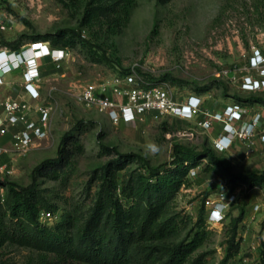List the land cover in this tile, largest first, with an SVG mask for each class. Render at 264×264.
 <instances>
[{
  "label": "rangeland",
  "instance_id": "obj_1",
  "mask_svg": "<svg viewBox=\"0 0 264 264\" xmlns=\"http://www.w3.org/2000/svg\"><path fill=\"white\" fill-rule=\"evenodd\" d=\"M71 2L0 0V19L6 23L0 27V47L6 46L3 40L20 39V46L47 41L32 37L54 34L61 28H78L89 41L67 48L61 64L46 58L40 82L42 101L51 110L48 137L26 151L5 144L3 156L9 169L0 170L2 180L29 184L34 167L57 156L62 136L73 130L76 154L70 164L58 173H39L40 192L57 205L61 220L68 211L86 215L95 201L102 167L108 163L121 166V185L147 173L144 160L153 166L167 162L165 169L176 168L172 163L175 144L195 151L213 149V138L221 131L217 123L210 129L200 127V116L187 120L150 114L138 122L115 123L81 98V91L90 83L115 81L134 70L148 82H166L179 96L203 95L206 109H222L226 102L239 98L248 110L245 121L257 110L264 127V91L249 92L240 85L249 72L253 46L264 48V0H136L129 20L117 28L112 27L109 15L82 25V9ZM149 142L159 145L158 154L146 153ZM215 152L234 173L264 171L263 142L258 141L250 153L243 144ZM209 165V157L203 155L196 163L186 161L180 166L188 168L187 182L171 208L180 237L203 233L196 254L204 255L205 264H222L230 252L225 264H263L264 183L235 179ZM9 189L10 185L0 182V205L6 204L2 198ZM220 201L227 204L223 218L212 222V209ZM243 210L244 217L235 225ZM54 222L56 219L48 220ZM44 255L18 242L0 243V264H58L47 263Z\"/></svg>",
  "mask_w": 264,
  "mask_h": 264
},
{
  "label": "trees",
  "instance_id": "obj_2",
  "mask_svg": "<svg viewBox=\"0 0 264 264\" xmlns=\"http://www.w3.org/2000/svg\"><path fill=\"white\" fill-rule=\"evenodd\" d=\"M70 1L76 8L82 9V25L96 23L109 15L112 27L117 28L129 20L136 0ZM32 39L47 40L53 46L65 48L73 47L77 42H89L78 28H61L54 34H40ZM3 43L20 48V39L3 40ZM236 101L242 103L239 98ZM76 142L74 131L66 132L60 140L57 156L37 164L29 184L0 179V182L10 185L7 197L2 198L6 204L0 205V243L10 240L35 248L45 253L43 259L47 263L205 264L204 255L196 254L204 240L203 233L196 232L194 236L188 233L180 237L178 221L172 215L174 197L187 182L188 168L180 166L186 161L196 163L204 155L210 159L209 169L218 172L223 170L232 178L247 180L252 184L264 183V171L234 173L214 148L195 151L175 144L172 163L176 168L165 169L167 162L153 166L144 160L147 173L139 174L128 183L120 185L119 164L113 166L108 163L103 166L98 177L100 182L95 201L86 215L82 217L68 211L61 220L56 213L57 205L40 192L39 173L45 170L58 173L68 166L76 154ZM42 211L56 215V222L50 224L42 221ZM244 214L245 210L235 218V225ZM235 235L231 240V248ZM231 253L227 254L222 264L228 261Z\"/></svg>",
  "mask_w": 264,
  "mask_h": 264
},
{
  "label": "built area",
  "instance_id": "obj_3",
  "mask_svg": "<svg viewBox=\"0 0 264 264\" xmlns=\"http://www.w3.org/2000/svg\"><path fill=\"white\" fill-rule=\"evenodd\" d=\"M0 27L6 23L0 19ZM67 48L53 46L50 41H38L35 44L12 48L0 47V84L5 83V74L23 69L24 88L32 99H40L41 59L50 57L61 64ZM249 72L242 76L240 85L245 91H264V48L254 45L248 61ZM81 98L87 105L105 112L115 123H134L144 120L148 115H172L181 119H195L200 116L198 125L204 129L221 124V131L213 138L215 150L225 152L238 144H243L247 153L255 150L257 142L264 143L262 113L254 111L245 121L247 108L232 99L222 109L205 108V97L193 93L177 95L171 86L164 83H152L140 78L132 70L121 79H107L101 83H90L81 91ZM0 136L12 131L11 144L18 150H28L37 146L48 137L51 117L50 107L46 103L33 105L24 98L1 99ZM5 147H0V170L9 169L3 157ZM196 174V169H191ZM227 204L218 202L211 212V221L223 218V209ZM259 207V205H256ZM222 208L217 219L214 215ZM41 220H53L56 215L42 211Z\"/></svg>",
  "mask_w": 264,
  "mask_h": 264
},
{
  "label": "crops",
  "instance_id": "obj_4",
  "mask_svg": "<svg viewBox=\"0 0 264 264\" xmlns=\"http://www.w3.org/2000/svg\"><path fill=\"white\" fill-rule=\"evenodd\" d=\"M46 58L49 57H44L41 60V70H42V64L46 63ZM40 90H41L40 99H32L24 88L23 69L20 68L5 74V83L0 84V98L1 99L24 98L30 101L33 105H37L39 103H43L42 86H40ZM0 115L3 116L2 108H0ZM218 125L221 126V124ZM11 136H12V131H9L6 134L1 135L0 147H5L4 146L5 144L11 143Z\"/></svg>",
  "mask_w": 264,
  "mask_h": 264
},
{
  "label": "clouds",
  "instance_id": "obj_5",
  "mask_svg": "<svg viewBox=\"0 0 264 264\" xmlns=\"http://www.w3.org/2000/svg\"><path fill=\"white\" fill-rule=\"evenodd\" d=\"M159 151H160L159 145L155 144L154 142H149L146 145V153L148 155L158 154ZM221 214H222V208L219 211H217L216 213H214V215L217 219L220 217Z\"/></svg>",
  "mask_w": 264,
  "mask_h": 264
}]
</instances>
